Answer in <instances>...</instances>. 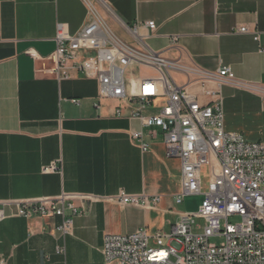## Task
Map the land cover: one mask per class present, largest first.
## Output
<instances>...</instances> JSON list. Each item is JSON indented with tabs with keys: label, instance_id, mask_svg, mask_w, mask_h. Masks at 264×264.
Wrapping results in <instances>:
<instances>
[{
	"label": "crops",
	"instance_id": "1",
	"mask_svg": "<svg viewBox=\"0 0 264 264\" xmlns=\"http://www.w3.org/2000/svg\"><path fill=\"white\" fill-rule=\"evenodd\" d=\"M106 3L108 23L122 29L120 36L129 39L123 25L153 20L158 28L147 42L168 59L214 74L230 67L235 81L220 87L225 128L264 142V0ZM87 10L84 0H0V203L62 194L92 198L75 200L82 213L73 218L65 241L55 234L60 217L27 219L17 215L14 205L5 207L0 260L6 264H105L106 234L163 231L157 228L159 213L177 204L181 160L167 153L162 135L152 138L149 128L130 117L136 105L101 99L98 81L81 72L68 78L44 74L42 63L27 53L52 54L57 24L76 32L87 22ZM243 26L259 32L260 41L237 31ZM170 74L202 103L212 100L184 71ZM215 84L207 85L216 89ZM133 129L143 130L148 151L132 141ZM51 165L56 170L43 171ZM121 191L159 195L161 201L148 209L108 199ZM64 243L66 256L56 250Z\"/></svg>",
	"mask_w": 264,
	"mask_h": 264
},
{
	"label": "built area",
	"instance_id": "2",
	"mask_svg": "<svg viewBox=\"0 0 264 264\" xmlns=\"http://www.w3.org/2000/svg\"><path fill=\"white\" fill-rule=\"evenodd\" d=\"M84 1L88 19L78 31L71 32L67 25L59 23L52 54L42 57L32 50L27 53L42 63L39 70L44 74L68 78L73 71L81 72L98 81L101 99L135 104L130 117L149 128L152 138L162 135L167 153L181 160V190L176 203L182 204L188 196L202 195L198 209L179 213L170 232L150 233L140 228L129 234H106L102 247L105 264H264V142L248 141L241 133L225 128L220 87L226 80L235 81L231 68L224 66L214 74L170 60L147 42L158 28L155 21L123 25L129 37L126 39L108 23L106 0ZM141 29L147 32L142 34ZM248 30L243 26L237 31L252 33L260 41L259 32ZM178 38L172 37L173 44ZM139 69L148 72L141 74ZM174 69L192 77L212 100L202 103L181 86L170 74ZM209 82L216 83L217 88L209 87ZM116 113L123 114L121 106ZM131 138L148 151L142 129H133ZM52 170H56L55 165L43 169ZM77 199L92 198L62 194L2 202L0 222L8 217L5 207L9 205L27 219L60 217L62 222L55 234L65 241L72 233L73 218L82 213L75 204ZM108 199L121 205L155 209L161 196L121 191ZM232 217L240 220L232 222ZM197 219L204 220V224L197 223ZM211 237H220L222 242L212 243ZM65 248L64 243L56 250L66 256ZM0 264H6V260L1 259Z\"/></svg>",
	"mask_w": 264,
	"mask_h": 264
},
{
	"label": "rangeland",
	"instance_id": "3",
	"mask_svg": "<svg viewBox=\"0 0 264 264\" xmlns=\"http://www.w3.org/2000/svg\"><path fill=\"white\" fill-rule=\"evenodd\" d=\"M114 30L116 33L123 34L122 29L119 26H113ZM144 71V70H143ZM138 72H141V69H139ZM202 201V195H193V196H188L185 198L184 202L182 204H176L171 207L172 211H168L167 213H159V217L157 218V228L163 229L164 232H170L172 229V224H175L178 221V213L179 211H195L198 209L199 204H201ZM239 217H232L231 221L232 222H237L239 221ZM197 223L204 224V220L202 219H197ZM210 241L212 243H220L222 242V238L220 237H211Z\"/></svg>",
	"mask_w": 264,
	"mask_h": 264
}]
</instances>
